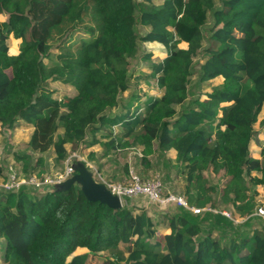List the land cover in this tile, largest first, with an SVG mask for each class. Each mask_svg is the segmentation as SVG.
Segmentation results:
<instances>
[{
    "label": "trees",
    "instance_id": "1",
    "mask_svg": "<svg viewBox=\"0 0 264 264\" xmlns=\"http://www.w3.org/2000/svg\"><path fill=\"white\" fill-rule=\"evenodd\" d=\"M0 14V127H31L15 156L18 172L42 175L46 160L32 153L51 150L63 162L67 145L75 151L88 135L89 144L98 143L104 131L102 156L141 146L145 161L175 149L187 189H196L188 202L199 207L215 205L207 194L215 187H203L201 171L223 170L229 180L222 198L246 217L235 222L220 210L194 214L178 206L164 214L170 231L161 245L151 217L134 213L127 198L113 209L87 200L77 182L42 193L0 188L5 264H87L88 254L105 252L101 264H264V218L255 214L264 144L261 159L249 151L254 125L264 126V0H0ZM77 30L88 37L73 46L67 40ZM9 36L19 39L15 54ZM205 38L217 46L203 47ZM139 42L166 49L159 61L142 55L161 94L141 104L134 91L123 98ZM199 51L204 59L196 67ZM217 77L222 81L211 85ZM205 84L209 91L200 92ZM115 124L121 131L113 137Z\"/></svg>",
    "mask_w": 264,
    "mask_h": 264
},
{
    "label": "crops",
    "instance_id": "2",
    "mask_svg": "<svg viewBox=\"0 0 264 264\" xmlns=\"http://www.w3.org/2000/svg\"><path fill=\"white\" fill-rule=\"evenodd\" d=\"M0 16H3L4 18L2 20H5V15L0 14ZM17 50H18V43H17L16 51L13 53L10 52L9 53L15 54ZM217 78H221V77H217ZM213 80H211L209 83L211 85L217 84L214 83ZM156 89L157 91H153L149 93V95L159 96L161 92L159 91L157 86ZM124 93H123V98L125 99L128 95L124 97L125 96ZM136 93L139 96L138 103L140 104L141 102H143L146 96H149L143 94L141 95L138 92ZM230 104L231 103H223V105H230ZM263 108H264V104L262 106V109ZM112 112L113 114L117 113L118 109H113ZM122 112H125V110H122ZM139 113H142V109H139ZM262 117H264V115ZM262 117L259 118L258 116V120H260ZM256 125L258 127L260 126L258 123L254 125V128L257 131ZM120 126H121L120 124H115L112 126L111 133L113 137L116 136L121 131ZM104 133H105L104 131L103 132L100 131L96 134L95 138L100 142L94 144H89L91 137L89 135L86 136L85 143L81 144V147L85 149H83V151H80L78 153V155L81 157V161L88 164L90 167H92L93 170L95 169V171L102 178L113 181L123 178L124 175H126L127 173L128 162H130V164L134 166L135 170L143 177H147L156 171V173L160 175L166 190L172 191L174 193L182 194L187 198V200H189L188 198L191 199L190 197L191 195L192 196L195 195L196 192L195 188L190 190L187 189L188 182L186 181V174L184 169H181L178 166V164H176L175 162V158H176L175 149L170 148L164 153L155 152L153 155H148L145 158V161L141 160V157L143 155L141 146H129L125 148L117 147L116 149L111 151V153L108 154L107 156H102L101 143L105 141V138H103ZM263 144H264V130H261L259 132L257 131L255 136L250 141V145H249L250 155L254 158L261 159L260 149ZM252 148L256 150L254 154L252 153ZM90 152H93L92 158L88 157V154ZM139 154H141V156H139ZM90 167L88 169L91 172L92 169ZM201 176L203 181H205L203 185L205 189H208L209 187L212 186L215 187V191L209 190L207 192V194L211 196L213 200H215V205H210V203H208L202 207H210L215 210L226 211L230 214V216L235 222L243 221L246 217L236 212L234 205L231 201H224V199L222 198V191L224 186L229 180V176L225 175L223 170L214 172L211 167L208 170L201 171ZM93 178L95 179V176H93ZM258 186L256 187L257 191H258ZM127 202L129 205H131L134 208V213H139L140 210L142 209L147 212V214L151 217L155 225V229H156L155 240L160 242V244L162 245L164 235L169 233L170 231L164 214L167 213L168 211L173 210L177 206L170 203L165 205L151 203L148 202V200L144 196L127 198ZM193 206L199 207L198 205H193ZM85 252H87V250L84 248H77L75 250V253H85Z\"/></svg>",
    "mask_w": 264,
    "mask_h": 264
},
{
    "label": "rangeland",
    "instance_id": "3",
    "mask_svg": "<svg viewBox=\"0 0 264 264\" xmlns=\"http://www.w3.org/2000/svg\"><path fill=\"white\" fill-rule=\"evenodd\" d=\"M160 0H155L156 3H158ZM4 17L0 16V20H2ZM147 28L145 27H138V31L140 34H143L146 31ZM88 37L87 34L80 31H74L70 34V38L67 40L68 43H71L73 46H76L79 44L80 40L82 38ZM19 39H15L13 36H9V38L6 40V46L8 48V52L13 53L16 51L17 43ZM246 44V41L243 42ZM53 48L51 49L52 53L56 52V44L54 42ZM179 47H186L185 42H181L178 45ZM212 47L215 48L217 46V43L205 38L203 40V47ZM145 53H150V61H159L161 60L165 54L166 49L163 45L157 42H139V53L134 58L130 59L129 62V70L131 73V90H128L124 93V97L128 95L130 91L138 92L141 95H149V93L153 91H157L155 82L152 78L149 76L150 68L149 63L150 61L142 59V55ZM204 59V56L201 51L197 53V55L193 58L196 67L199 62H202ZM44 62H46V58H44ZM214 83L219 84L222 80L221 78H216L213 80ZM209 87L206 86V84L199 89L200 92L209 91ZM61 90V89H59ZM57 95L60 96L59 93ZM259 114V118L264 115V108ZM257 131L264 130V126L262 128L258 127L256 125ZM31 132V127L24 122H20L16 125V127L9 132V130L1 128L0 127V178L6 176V166L13 165L16 169L19 168L20 162L15 160V156L18 154V151L25 150L27 146V141L29 138ZM68 155L75 152L77 155L80 151H83V147L78 148L77 150L73 151L70 150V146L67 145ZM256 150L252 148V153L254 154ZM43 156L47 163V172L48 174H54L56 172L62 171L64 167V162H55L54 161V155L51 150L47 151L46 153L39 154V153H32V157L35 158L37 156ZM78 158H73L72 162L73 165L74 162ZM156 172V171H155ZM154 172V173H155ZM1 180V179H0ZM257 206H262L264 208V185L258 186V195L255 198ZM15 229L16 226L13 227L12 230H9V233L11 236H15ZM3 239L0 237V264H5L3 260V251H2V245H3ZM88 258L86 259L87 264H101L103 262L104 257H106L108 254L105 252L101 255H93L88 254Z\"/></svg>",
    "mask_w": 264,
    "mask_h": 264
},
{
    "label": "built area",
    "instance_id": "4",
    "mask_svg": "<svg viewBox=\"0 0 264 264\" xmlns=\"http://www.w3.org/2000/svg\"><path fill=\"white\" fill-rule=\"evenodd\" d=\"M141 156V154H139ZM73 158L81 157L75 152L66 157L64 167L62 171L54 174L44 173L42 175L30 174L28 176L22 175L13 165L6 166L5 178H0V188L6 191H18L22 186L30 187L38 192H44L45 190L58 186L73 174ZM89 168L90 166L85 163ZM92 169V167H90ZM92 174L95 176L97 182L102 183L113 195L119 197L121 202L126 198H132L137 196H144L148 202L156 203L160 205L174 204L175 206H181L190 210L192 213L197 214L204 210H210L216 212L215 209L210 207H195L190 204L187 198L178 193L168 191L165 189L161 177L158 173H152L147 177L140 175L130 162H128L127 173L123 178L119 180H106L102 178L95 169H92ZM222 214L232 218L226 211H221ZM256 215L264 218V208L262 206L256 207Z\"/></svg>",
    "mask_w": 264,
    "mask_h": 264
},
{
    "label": "water",
    "instance_id": "5",
    "mask_svg": "<svg viewBox=\"0 0 264 264\" xmlns=\"http://www.w3.org/2000/svg\"><path fill=\"white\" fill-rule=\"evenodd\" d=\"M74 168L76 173L60 183L58 187L66 188L71 183L77 182L87 200L98 201L113 209L121 207L122 202L119 197L111 194L102 183L97 182L85 164L78 163Z\"/></svg>",
    "mask_w": 264,
    "mask_h": 264
}]
</instances>
